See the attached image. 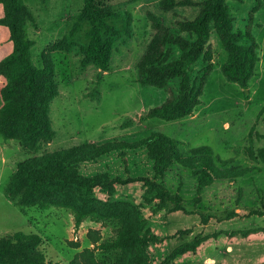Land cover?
<instances>
[{
    "label": "rangeland",
    "instance_id": "rangeland-1",
    "mask_svg": "<svg viewBox=\"0 0 264 264\" xmlns=\"http://www.w3.org/2000/svg\"><path fill=\"white\" fill-rule=\"evenodd\" d=\"M24 1L33 15L27 25L34 43L32 62L41 67L45 59L52 61L59 87L50 113L56 134L38 154L85 143L132 141L152 133L174 139L185 152L210 146L216 158L232 161L229 166L252 167L251 172L233 181L218 180L199 192L192 172L173 167L165 183L172 200L162 202L156 192L133 185L120 186L113 201L138 208L140 219L157 239L147 247L154 264L167 261L186 243L195 244L196 250L167 264H264V216L259 215H264V0L226 1L234 31L242 33L250 27L259 44V62L247 89L223 76L221 68L228 56L213 32L205 60L192 66L197 73L212 64L202 103L191 116L172 122L146 118L169 93L142 86L138 63L156 33L150 16L161 18L167 27H177L179 21L197 17L203 0H175L191 4L170 10L161 7L164 0H107L118 13L109 23L124 30L130 22L131 29V37L125 36L115 45L107 71L81 68L79 47L89 43L91 30L90 23L79 22L83 0ZM65 39L77 48L61 50L59 45ZM12 49L9 30L0 26V61ZM2 105L0 93V108ZM31 157L18 142L0 136V237L15 232L37 235L43 240L47 262L61 264H69L78 253L94 248L88 238L91 230L99 231L104 242L117 237L118 221L86 219L76 231L70 210L22 207L19 197H8L7 187L18 164ZM96 257L102 264L115 259L101 250L96 251Z\"/></svg>",
    "mask_w": 264,
    "mask_h": 264
},
{
    "label": "trees",
    "instance_id": "trees-1",
    "mask_svg": "<svg viewBox=\"0 0 264 264\" xmlns=\"http://www.w3.org/2000/svg\"><path fill=\"white\" fill-rule=\"evenodd\" d=\"M226 1L203 0L197 17L179 21L177 27H167L161 18L150 16L156 33L139 60L138 81L142 86L167 91L169 97L151 109L147 119L182 120L201 105L212 64L197 73L192 66L205 60L206 45L213 32L228 56L221 68L223 76L247 89L259 62V44L250 27L242 33L234 31ZM83 2L79 22L90 23L91 30L89 43L79 47L81 68L94 66L107 71L115 45L125 36L131 37L130 22L124 30L111 25L109 21L118 18V13L107 0ZM189 4L190 1L164 0L161 7L170 10ZM0 5V26L9 30L13 46L12 52L0 61V136L6 141L15 140L32 155L18 164L7 187L8 197H19L22 207L70 210L76 231L86 219L115 220L120 224L117 237L107 242L102 241L99 231H89L94 248L78 253L69 264H102L96 257L97 250L113 254L111 264H154L147 247L157 239L140 219L135 205L113 201L120 186L140 185L156 192L165 202L174 198L165 185L173 167L192 172L199 192L218 180L233 181L251 172L252 167L229 166L232 161L216 158L213 148L207 145L185 152L177 141L162 133L38 154L56 134L50 117L52 103L59 95L55 66L46 59L41 67L32 62L34 43L28 37L27 25L33 15L25 1L0 0ZM59 47L70 51L77 45L65 39ZM261 157L264 160V150ZM70 245L79 248L78 243ZM42 246L43 240L34 234L15 232L2 236L0 264H61L47 262ZM196 248L193 243L183 244L166 260H175Z\"/></svg>",
    "mask_w": 264,
    "mask_h": 264
},
{
    "label": "crops",
    "instance_id": "crops-1",
    "mask_svg": "<svg viewBox=\"0 0 264 264\" xmlns=\"http://www.w3.org/2000/svg\"><path fill=\"white\" fill-rule=\"evenodd\" d=\"M2 106H3V105H2ZM2 106H1V107H2ZM0 109H1V108H0Z\"/></svg>",
    "mask_w": 264,
    "mask_h": 264
}]
</instances>
